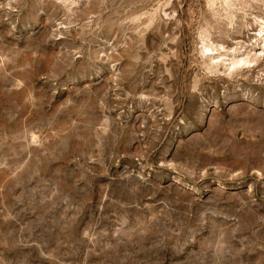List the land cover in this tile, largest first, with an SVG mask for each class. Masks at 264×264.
I'll return each instance as SVG.
<instances>
[{
  "label": "rangeland",
  "instance_id": "374dc122",
  "mask_svg": "<svg viewBox=\"0 0 264 264\" xmlns=\"http://www.w3.org/2000/svg\"><path fill=\"white\" fill-rule=\"evenodd\" d=\"M0 264H264V0H0Z\"/></svg>",
  "mask_w": 264,
  "mask_h": 264
}]
</instances>
